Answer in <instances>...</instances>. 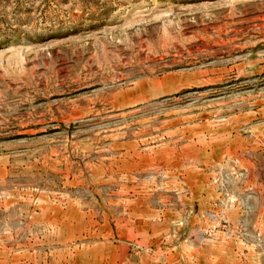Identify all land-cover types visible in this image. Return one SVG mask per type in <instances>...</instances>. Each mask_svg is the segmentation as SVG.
I'll list each match as a JSON object with an SVG mask.
<instances>
[{
    "label": "rangeland",
    "instance_id": "rangeland-1",
    "mask_svg": "<svg viewBox=\"0 0 264 264\" xmlns=\"http://www.w3.org/2000/svg\"><path fill=\"white\" fill-rule=\"evenodd\" d=\"M0 264H264V0H0Z\"/></svg>",
    "mask_w": 264,
    "mask_h": 264
}]
</instances>
